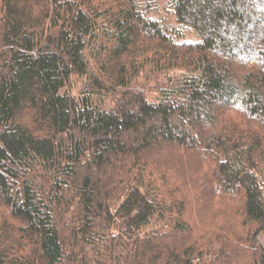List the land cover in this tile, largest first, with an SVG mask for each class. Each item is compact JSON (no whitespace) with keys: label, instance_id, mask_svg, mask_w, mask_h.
Returning a JSON list of instances; mask_svg holds the SVG:
<instances>
[{"label":"trees","instance_id":"obj_1","mask_svg":"<svg viewBox=\"0 0 264 264\" xmlns=\"http://www.w3.org/2000/svg\"><path fill=\"white\" fill-rule=\"evenodd\" d=\"M0 264H264V0H0Z\"/></svg>","mask_w":264,"mask_h":264},{"label":"rangeland","instance_id":"obj_2","mask_svg":"<svg viewBox=\"0 0 264 264\" xmlns=\"http://www.w3.org/2000/svg\"><path fill=\"white\" fill-rule=\"evenodd\" d=\"M185 40H187V41L197 40V36L194 33H192V34L187 35L185 37Z\"/></svg>","mask_w":264,"mask_h":264}]
</instances>
